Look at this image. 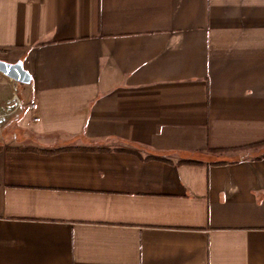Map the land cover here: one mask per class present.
Listing matches in <instances>:
<instances>
[{"label":"crops","instance_id":"obj_1","mask_svg":"<svg viewBox=\"0 0 264 264\" xmlns=\"http://www.w3.org/2000/svg\"><path fill=\"white\" fill-rule=\"evenodd\" d=\"M0 59V264H264V0H0Z\"/></svg>","mask_w":264,"mask_h":264},{"label":"water","instance_id":"obj_2","mask_svg":"<svg viewBox=\"0 0 264 264\" xmlns=\"http://www.w3.org/2000/svg\"><path fill=\"white\" fill-rule=\"evenodd\" d=\"M0 72L20 84H29L31 76L21 62L10 63L0 59Z\"/></svg>","mask_w":264,"mask_h":264},{"label":"rangeland","instance_id":"obj_3","mask_svg":"<svg viewBox=\"0 0 264 264\" xmlns=\"http://www.w3.org/2000/svg\"><path fill=\"white\" fill-rule=\"evenodd\" d=\"M18 85H19V87L22 86V84H18ZM14 93H15V95H19L18 91H15ZM14 93H13V97L15 96ZM13 101H14V102H17V98L14 97ZM1 121H2V120H1ZM1 121H0V124H1Z\"/></svg>","mask_w":264,"mask_h":264},{"label":"built area","instance_id":"obj_4","mask_svg":"<svg viewBox=\"0 0 264 264\" xmlns=\"http://www.w3.org/2000/svg\"><path fill=\"white\" fill-rule=\"evenodd\" d=\"M18 105H20V104H18ZM32 106H34V105H32ZM3 119H5V115H0V121Z\"/></svg>","mask_w":264,"mask_h":264}]
</instances>
